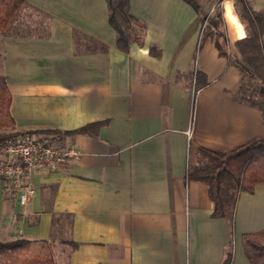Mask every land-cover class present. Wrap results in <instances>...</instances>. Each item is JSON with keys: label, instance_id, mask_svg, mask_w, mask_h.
I'll use <instances>...</instances> for the list:
<instances>
[{"label": "crops", "instance_id": "0c3cea01", "mask_svg": "<svg viewBox=\"0 0 264 264\" xmlns=\"http://www.w3.org/2000/svg\"><path fill=\"white\" fill-rule=\"evenodd\" d=\"M228 2L247 34L235 1ZM250 2L264 9V0ZM128 3L145 30L142 44L132 42L127 51L115 45L106 2L100 24L45 17L40 36L25 29L41 19L13 17L0 33V74L17 130L72 131L101 122L91 132L35 136L81 154L56 171L34 174L25 205L0 192L11 222L0 227L49 239L56 264H222L228 249L231 264H242L233 232L244 196L255 195L259 184L239 194L230 221L212 216L208 186L187 177L197 148L229 150L264 137L261 110L234 96L241 75L219 54L217 35L209 32L216 28L202 36L203 14L218 11L225 37L219 41L238 54L226 0ZM197 72L206 84L195 89Z\"/></svg>", "mask_w": 264, "mask_h": 264}, {"label": "trees", "instance_id": "16d2710c", "mask_svg": "<svg viewBox=\"0 0 264 264\" xmlns=\"http://www.w3.org/2000/svg\"><path fill=\"white\" fill-rule=\"evenodd\" d=\"M201 5L206 0H187ZM240 19L245 23L247 34L235 41L238 54L228 53L219 38L225 42L223 32L218 25L221 15L217 11L213 16L204 13L203 37L205 33L217 35L216 47L220 55L226 56L229 63L238 68L241 78L237 98L250 106L261 110L264 117V9H255L250 0H234ZM108 9V23L116 34L115 45L127 51L132 42L142 44L145 25L129 10V0H105ZM220 0H217V5ZM25 4V0H0V33H4L16 14ZM216 5V6H217ZM149 52L160 54L157 46L151 45ZM206 84L202 74H196L195 89ZM11 94L6 76L0 74V146L7 140L24 133L71 134L91 132L101 122L83 125L72 131H21L17 130L10 113ZM50 143V142H49ZM187 177L205 183L208 194L214 202L213 217L232 220L237 198L240 193H252L254 186L264 184V137L254 138L238 144L229 150H210L197 148V164L190 166ZM75 248L77 243H72ZM241 244L249 264H264V228L241 234ZM232 250L225 251L222 264H231ZM0 264H56L51 241L45 238L15 237L0 240Z\"/></svg>", "mask_w": 264, "mask_h": 264}, {"label": "rangeland", "instance_id": "374dc122", "mask_svg": "<svg viewBox=\"0 0 264 264\" xmlns=\"http://www.w3.org/2000/svg\"><path fill=\"white\" fill-rule=\"evenodd\" d=\"M40 3L42 5H40ZM102 7H105V2L103 0H25V4L17 10L13 20L19 17H26L29 20L34 18L33 16L38 17L39 19H41L40 23H36L34 26H31V24L27 25V28H30V30L25 29V31L35 32L36 34H40V36H43L42 34L47 32L45 23L43 22V20L46 19L45 17L61 16L62 18L69 19L71 21H77L78 19H81L84 21H96L98 24H100L103 19V15H101ZM90 17L93 18L90 20ZM202 27H204L203 20L201 24V30ZM201 41L202 39H200L199 43ZM237 91L234 93L235 97L239 95ZM0 192L2 193V195L8 194L1 183ZM244 197H246L247 199L242 204V212H240L238 215L239 220L237 227L233 232V242L234 251L235 247H237L238 251H240L241 253L240 255L243 259L242 264H248L244 254L241 252L240 235L243 232L257 231L264 228V209H262L264 208V184H259L257 186L255 195H245ZM249 208L253 209L251 211H248ZM249 212H251L250 220H247L246 218ZM5 218H7L8 221H6L7 219ZM6 222H10V216L6 214L5 210L1 206L0 225L5 224ZM9 228L10 227H0V240H10L18 236L11 230H9ZM52 251L54 255L53 247Z\"/></svg>", "mask_w": 264, "mask_h": 264}, {"label": "built area", "instance_id": "2783aa9c", "mask_svg": "<svg viewBox=\"0 0 264 264\" xmlns=\"http://www.w3.org/2000/svg\"><path fill=\"white\" fill-rule=\"evenodd\" d=\"M74 146L61 148L24 133L0 146V183L25 205L34 194L32 176L56 171L79 158Z\"/></svg>", "mask_w": 264, "mask_h": 264}, {"label": "clouds", "instance_id": "9594fccd", "mask_svg": "<svg viewBox=\"0 0 264 264\" xmlns=\"http://www.w3.org/2000/svg\"><path fill=\"white\" fill-rule=\"evenodd\" d=\"M225 6L228 9V11L226 12L227 19L229 20L231 24L235 25V27L238 30L237 38L243 39L246 36V33L243 30V25L240 23L238 16L233 14L232 9H231V4L228 2V0H226Z\"/></svg>", "mask_w": 264, "mask_h": 264}]
</instances>
